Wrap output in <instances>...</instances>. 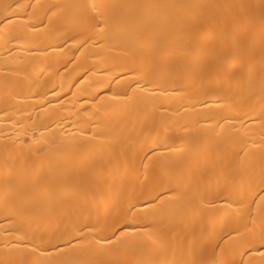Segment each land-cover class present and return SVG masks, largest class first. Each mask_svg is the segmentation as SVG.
Wrapping results in <instances>:
<instances>
[{
    "label": "bare ground",
    "instance_id": "obj_1",
    "mask_svg": "<svg viewBox=\"0 0 264 264\" xmlns=\"http://www.w3.org/2000/svg\"><path fill=\"white\" fill-rule=\"evenodd\" d=\"M0 264H264V0H0Z\"/></svg>",
    "mask_w": 264,
    "mask_h": 264
}]
</instances>
